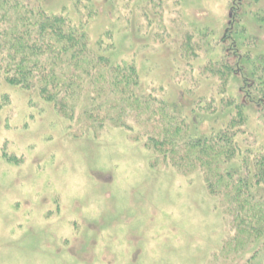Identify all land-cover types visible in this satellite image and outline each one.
Returning <instances> with one entry per match:
<instances>
[{"label": "rangeland", "instance_id": "1", "mask_svg": "<svg viewBox=\"0 0 264 264\" xmlns=\"http://www.w3.org/2000/svg\"><path fill=\"white\" fill-rule=\"evenodd\" d=\"M38 1L86 22L192 132L218 130L206 107L221 117L234 99L240 148L264 155V89L246 86L264 58V0ZM216 62L227 79L207 71ZM86 127L0 77V264H231L235 232L200 173L162 164L127 128Z\"/></svg>", "mask_w": 264, "mask_h": 264}, {"label": "trees", "instance_id": "2", "mask_svg": "<svg viewBox=\"0 0 264 264\" xmlns=\"http://www.w3.org/2000/svg\"><path fill=\"white\" fill-rule=\"evenodd\" d=\"M85 25L45 10L38 0H0L2 81L50 105L70 124L89 125V131L104 122L127 128L162 164L200 173L235 232L223 248L227 259L264 264V155L253 157L252 150L240 148L242 106L227 99L220 117L209 104L206 113L219 129L202 133L195 126L192 132L174 106L142 88L131 61L114 63L101 39L92 43ZM263 59L254 61L247 87L264 89ZM206 68L225 79L232 71L217 62ZM219 93L227 96L222 87Z\"/></svg>", "mask_w": 264, "mask_h": 264}]
</instances>
